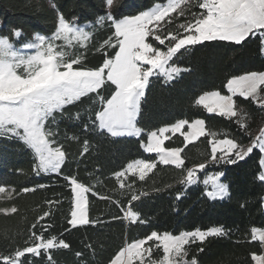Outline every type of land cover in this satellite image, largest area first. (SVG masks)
I'll return each instance as SVG.
<instances>
[{
  "label": "trees",
  "instance_id": "1",
  "mask_svg": "<svg viewBox=\"0 0 264 264\" xmlns=\"http://www.w3.org/2000/svg\"><path fill=\"white\" fill-rule=\"evenodd\" d=\"M164 2L114 0L111 12L122 18ZM182 7L188 9L186 16H179L177 10L162 22L166 30H179L177 25L190 18L191 12L201 11L197 0H189V4ZM107 11L104 0H0V37L12 38L13 30L19 29L22 37L19 40L13 38V42L15 46H21L37 33L50 36L55 30L58 13L82 26L95 25L97 18ZM168 19L173 22L168 24ZM112 31L109 22L95 28L87 47L79 50L85 67L95 68L103 62L105 50L98 48ZM153 43L166 50L164 45ZM262 48L264 45L259 37H250L240 45L216 41L181 49L174 62L188 71L172 81L155 76L150 79L141 101L138 126L152 130L179 119L200 118L206 121L208 130L218 133L219 138L227 136L249 144L264 124V109L257 103L234 97L238 116L227 119L207 113L194 101L207 91L227 94L224 85L233 76L264 72ZM106 51L112 55L115 49ZM110 92L107 87L102 90L106 97ZM98 107L94 99L84 97L80 102L66 106L62 114H56L55 123L49 122L56 133L54 139L67 153L58 173L36 172L35 156L26 145L16 138H0V186L5 187V192L0 193V208L17 209L15 213L0 211V256L31 246L32 233L35 232L37 235L42 233L45 238L55 236L69 244L68 249L57 247L50 250L53 264H110L127 243L141 239L153 230L179 234L185 230L222 226L225 235L208 237L203 244L197 241L187 245L186 259L190 261L194 257L198 264H254L251 256L260 255L262 246L259 241L251 239V229L264 230V182L257 178L262 172L261 153L254 149L235 164L211 162L210 137H201L185 146L183 139L175 135L166 141L165 147L184 149L181 155L185 159V168L209 160L207 167L197 172V182L185 187L179 183L181 169L157 163L144 181L130 174L127 179L121 177L125 185H132L131 190L127 187L121 189L115 172L125 169L134 159L155 160L156 155L143 150L141 140L146 141V136L140 139L112 138L107 134L85 132L84 126H90L92 110ZM241 116L245 124L243 129L237 123ZM84 140L89 141L87 152H83ZM221 171L224 176L220 179L229 186V195L213 201L207 197V190L200 182L206 175ZM66 177L75 178L89 189L86 200L91 223L88 225L72 227L68 223L73 210V195ZM26 187L34 191L23 192ZM140 192H147V195L130 201L131 194L139 195ZM177 193L181 194L180 199L176 198ZM121 205L124 211L129 206L138 211L146 223L130 224L120 218L123 216ZM45 212L49 215L40 220ZM34 224L35 228L32 227ZM149 245L154 243L149 242ZM77 253L81 255L77 256ZM47 255L42 250L40 256L27 254L21 259L24 264H49ZM161 256L162 249L152 250V258Z\"/></svg>",
  "mask_w": 264,
  "mask_h": 264
},
{
  "label": "snow or ice",
  "instance_id": "2",
  "mask_svg": "<svg viewBox=\"0 0 264 264\" xmlns=\"http://www.w3.org/2000/svg\"><path fill=\"white\" fill-rule=\"evenodd\" d=\"M104 3L108 11L97 18L96 24L109 22L113 31L98 48L105 50L104 59L95 68L82 64V54L66 51L67 48L76 46L87 47L92 32L86 30L88 26L70 22L62 13H58L55 30L50 36L37 33L21 46H15L13 42V38L19 40L22 37L19 29L13 30L12 38L0 37V138H18L31 149L35 154L36 172L58 173L65 163L66 150L54 139L56 133L49 122L55 123L56 114H62L66 106L74 105L84 97L94 99L99 105L92 110L90 126H84L85 132L93 131L113 138L140 139L146 136V141L141 140L142 148L146 153L156 155L155 160L134 159L127 163L125 169L115 172L114 176L121 189H132L131 184L125 185L120 180L121 177L127 179L130 174L144 181L157 167V163L181 169L179 183L188 187L197 182V172L204 170L209 160L235 164L244 160L254 149L264 154V129L245 145L227 136L219 138L218 133L208 130L206 121L200 118L191 121L179 119L152 130L138 126L141 101L150 79L155 76L172 81L182 72L188 71L174 62V57L181 49L187 50L191 46L216 41L240 45L250 37H259L264 45V0H197L201 11L191 12L190 18L177 25V29L182 31L166 30L162 22L178 9L179 16H186L188 9L182 5L187 6L189 0H165L148 10L124 15L122 18H117L111 12L114 0H104ZM172 22V19L167 21L168 24ZM57 41L63 43L58 44ZM153 41L164 45L166 50L154 46ZM109 48L115 49L112 55L106 51ZM106 87L111 89L107 97L102 94ZM224 87L227 94L220 91L204 92L195 99V105L209 114L227 119L238 116L234 100L237 96L245 100L251 99L264 109V72L253 71L233 76ZM91 94H95L94 97ZM237 123L241 129L245 127L243 116ZM176 134L183 136L185 146L200 137H210L209 160L193 165L192 168H185V159L181 155L184 149L165 147L166 141ZM88 148L89 141L84 140L83 152H87ZM259 164L264 169V155ZM222 176L224 172L221 171L203 181L205 185L211 183V190L206 192L210 199H224L229 195V186L221 182ZM257 178L264 182V171ZM66 179L72 186L73 195V210L68 223L72 227L88 225L91 221L87 214L85 193L89 189L75 178ZM22 191L27 193L34 189L26 187ZM4 192L5 187L0 186V193ZM143 195H147V192H140L139 195L133 193L130 201H136ZM180 195L177 193L176 198L180 199ZM121 210L123 216L120 218L130 224L146 223L131 206L124 211L121 205ZM0 211L15 213L17 209L0 208ZM48 215L45 212L39 219L44 220ZM32 227L35 228L36 225ZM223 235L225 229L222 226L207 230H185L179 234L153 230L145 237L127 243L110 264H198L194 257L190 261L186 259V246L197 241L203 244L208 237ZM251 239L259 240L264 247V230L253 227ZM32 240L31 246L17 249L14 254L0 256L2 264H24L22 257L27 254L40 256L42 250L48 253L49 264H53L50 250L70 247L62 239L58 240L55 236L45 238L42 233L37 235L33 232ZM149 242H154L155 248L162 249V258L146 259L152 256L153 245H149ZM251 259L255 264H264V255L252 254Z\"/></svg>",
  "mask_w": 264,
  "mask_h": 264
},
{
  "label": "rangeland",
  "instance_id": "3",
  "mask_svg": "<svg viewBox=\"0 0 264 264\" xmlns=\"http://www.w3.org/2000/svg\"><path fill=\"white\" fill-rule=\"evenodd\" d=\"M179 10V9H178ZM82 26H88V27H86V30H88V31H91V32H93V31H95V28L97 27V26H100V25H97V24H95V25H92V24H88V25H82ZM90 40V39H89ZM89 40L87 41V43L89 42ZM57 43L58 44H62L63 42L62 41H57ZM81 49V47H79V46H76V47H72V48H67L66 49V51H68V52H70V53H74V54H77V55H80V52H79V50ZM226 93H227V91H226ZM264 128V124H263V127L261 128V129H263ZM259 133H260V131H258V132H256L255 134H254V138L257 136V135H259ZM16 139H18V138H16ZM19 140V139H18ZM20 141V140H19ZM22 143V142H21ZM31 150V149H30ZM32 151V150H31ZM259 151V150H258ZM33 153V152H32ZM210 153H211V146H210ZM34 154V153H33ZM261 155H264V154H261ZM34 156H35V154H34ZM212 162V161H211ZM262 171H264V169H262ZM199 172V171H198ZM48 174H54V173H48ZM209 176H212V174H209V175H206L205 177H204V179L200 182L201 184H202V186L207 190V191H209V190H211V183H209V185H205L204 183H203V181L205 180V179H207ZM70 184V183H69ZM195 184V183H194ZM70 187H72L71 186V184H70ZM85 197H86V193H85ZM72 202H73V198H72ZM78 226H80V225H78ZM154 243V242H153ZM154 249H157V248H155L154 247V245H153V248H152V250H154ZM146 259H152V257H146Z\"/></svg>",
  "mask_w": 264,
  "mask_h": 264
},
{
  "label": "crops",
  "instance_id": "4",
  "mask_svg": "<svg viewBox=\"0 0 264 264\" xmlns=\"http://www.w3.org/2000/svg\"><path fill=\"white\" fill-rule=\"evenodd\" d=\"M169 135H171V134H169ZM176 135H178V136H180L181 137V139H183V136H181L180 134H176ZM111 137V136H110ZM173 137V136H172ZM113 138V137H112ZM121 138H128V137H121ZM131 138H135V137H131ZM201 138V137H200ZM199 138V139H200ZM198 139V140H199ZM197 141V140H196ZM196 141H194V142H196ZM194 142H192V143H194ZM190 144V143H189ZM188 145V144H187ZM186 145V146H187ZM211 146V145H210ZM144 150V149H143ZM258 150V149H257ZM207 192V191H206ZM208 197V196H207ZM209 198V197H208ZM211 200H213V199H211ZM216 200H220V199H215V200H213V201H216ZM257 241H259V240H257ZM260 242V241H259ZM148 245H146V247H147ZM118 254V253H117ZM260 255H264V247H262V252H261V254ZM161 258H162V256H161ZM254 264H255V262H254Z\"/></svg>",
  "mask_w": 264,
  "mask_h": 264
}]
</instances>
